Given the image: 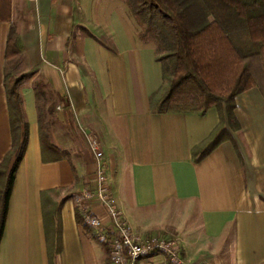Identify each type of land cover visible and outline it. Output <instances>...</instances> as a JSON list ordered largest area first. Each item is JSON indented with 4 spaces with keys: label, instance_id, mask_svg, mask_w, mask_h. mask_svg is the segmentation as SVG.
Instances as JSON below:
<instances>
[{
    "label": "crops",
    "instance_id": "crops-1",
    "mask_svg": "<svg viewBox=\"0 0 264 264\" xmlns=\"http://www.w3.org/2000/svg\"><path fill=\"white\" fill-rule=\"evenodd\" d=\"M145 25L127 0H11V21L0 23V163L13 145L7 74L24 78L28 142L0 264H112L77 219L76 196L98 187L92 139L113 200L139 236L176 239L188 264H264V88L236 98L239 129L197 162L221 112L157 110L172 77ZM13 28L22 52L7 60ZM41 110L57 150L42 143ZM91 211L107 220L99 203ZM141 264L169 263L157 253Z\"/></svg>",
    "mask_w": 264,
    "mask_h": 264
},
{
    "label": "trees",
    "instance_id": "trees-1",
    "mask_svg": "<svg viewBox=\"0 0 264 264\" xmlns=\"http://www.w3.org/2000/svg\"><path fill=\"white\" fill-rule=\"evenodd\" d=\"M127 1L134 15L149 26L146 33L157 42L158 52H166L162 61H173L172 67L164 66L165 74H171L172 80L162 100L164 110L161 112L204 115L212 108L221 112L217 131L203 148L195 150L196 161L200 162L221 143L232 139L230 129H239L235 117L236 98L254 87L264 88V81L261 85L247 62L257 56L264 76V0ZM10 21L11 0H0V23ZM237 38L241 42L236 43ZM250 44L253 47L246 52ZM21 52V41L13 28L6 59L11 60ZM23 81V77L9 74L5 77L13 145L0 163V243L15 175L28 142V124L19 94ZM42 85L37 83L39 96L44 95ZM44 114L41 110L42 143L57 150L46 134ZM77 219L81 223L79 214Z\"/></svg>",
    "mask_w": 264,
    "mask_h": 264
},
{
    "label": "built area",
    "instance_id": "built-area-1",
    "mask_svg": "<svg viewBox=\"0 0 264 264\" xmlns=\"http://www.w3.org/2000/svg\"><path fill=\"white\" fill-rule=\"evenodd\" d=\"M90 144L98 162V187L96 191L88 190L77 195L75 201L83 224L95 232L99 243L108 248L111 263L141 264L145 258L158 253L165 255L169 264H188L176 239L162 235L146 238L134 232L110 193L100 144L96 139L90 140ZM92 202L105 208L107 220L91 211Z\"/></svg>",
    "mask_w": 264,
    "mask_h": 264
},
{
    "label": "rangeland",
    "instance_id": "rangeland-1",
    "mask_svg": "<svg viewBox=\"0 0 264 264\" xmlns=\"http://www.w3.org/2000/svg\"><path fill=\"white\" fill-rule=\"evenodd\" d=\"M144 25V24H143ZM147 29H149V26L147 25H145V27H144V32H146L147 31ZM249 41V40H248ZM251 46H249V47H247V49H246V52H248L249 50L248 49H250V48H252L253 47V44H250ZM160 55V57H166V52H163V51H161V53H159ZM173 61H167L165 64H166V66H168V67H172V65H173V63H172ZM247 62H248V65H249V67L251 68V70H252V72L254 73V75L256 76V78H257V80L260 82V84L261 85H263V81H264V76H263V71H262V66H261V62H260V59L259 58H257V56H253V58H249V59H247ZM171 70H173L172 68H170ZM170 70V71H171ZM172 72V71H171ZM168 93V92H167ZM166 93V94H167ZM166 94H163L164 96H163V99H164V97L166 96ZM162 99V100H163ZM157 110H164V106H163V104H162V101L161 102H159V104H158V106H157Z\"/></svg>",
    "mask_w": 264,
    "mask_h": 264
}]
</instances>
